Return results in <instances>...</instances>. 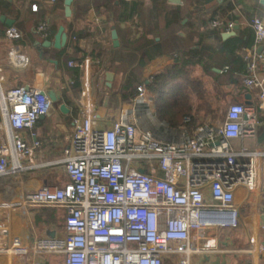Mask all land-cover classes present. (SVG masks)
I'll return each mask as SVG.
<instances>
[{"label":"crops","instance_id":"0c3cea01","mask_svg":"<svg viewBox=\"0 0 264 264\" xmlns=\"http://www.w3.org/2000/svg\"><path fill=\"white\" fill-rule=\"evenodd\" d=\"M178 7L180 17L167 24ZM256 18H264V0H182L181 5L170 0H75L71 18L65 16L64 0H0V89L29 86L46 91L52 86L61 95L33 129L18 133L32 155L18 157L21 173L0 178V193L9 202H19L43 187L62 188L69 182L61 161L72 153V121L87 104L96 129L112 127L128 110L142 130L168 143L180 142L200 126L218 127L225 114L216 118L214 107L255 104L257 91L245 79L252 63L264 75V56L257 54L251 26ZM215 22L223 26L214 27ZM43 26L47 34L41 32ZM12 27L19 38L7 37ZM61 27L68 40L56 49L53 43ZM15 48L28 60L23 69L8 62ZM128 77L133 83L129 87ZM140 86L145 106L135 104ZM184 96L188 104L208 106L211 112H200L194 124L188 117L187 125L174 126L171 107ZM61 105L67 110L61 111ZM258 120L257 136L232 141L236 150L264 149V113H258ZM8 142L9 129L0 113V155ZM258 173L254 191H235L238 227L219 231L217 249L193 257L190 264H264V161ZM65 218L61 207H21L10 213L8 227L29 247L36 239L63 235ZM0 264H64V256L2 254ZM164 264H177V259L168 257Z\"/></svg>","mask_w":264,"mask_h":264},{"label":"built area","instance_id":"2783aa9c","mask_svg":"<svg viewBox=\"0 0 264 264\" xmlns=\"http://www.w3.org/2000/svg\"><path fill=\"white\" fill-rule=\"evenodd\" d=\"M251 26L255 45L264 47V18L254 19ZM40 30L47 34L46 26ZM6 34L20 37L13 27ZM8 62L17 69L28 65L16 48ZM245 85L257 91L255 104L229 105L218 127L200 126L178 143L142 130L128 110L112 127L96 129L87 104L72 121V153L61 161L69 182L62 188L43 187L19 202L0 193V255L59 253L64 264H164L175 257L177 264H190L193 257L216 250L218 232L240 222L236 189L254 191L264 161V149L236 150L232 145L255 138L258 113H264V75L257 73L255 63ZM137 92L135 104L145 106L144 87ZM52 108L44 89H0V113L9 129L0 178L23 171L18 157H30L32 149L18 133L33 129ZM21 207L64 208L63 235L42 237L26 247L8 227L10 213Z\"/></svg>","mask_w":264,"mask_h":264},{"label":"trees","instance_id":"16d2710c","mask_svg":"<svg viewBox=\"0 0 264 264\" xmlns=\"http://www.w3.org/2000/svg\"><path fill=\"white\" fill-rule=\"evenodd\" d=\"M231 4H230V8H231ZM181 14V9L178 7L176 8L174 11H172V13L169 14L168 18H167V24L171 23L173 20L176 19V17H180ZM160 76H157V80H160ZM130 85H133L131 78L128 77L127 81H126V86L129 87ZM176 105L171 107V111H172V117L174 119V121L172 122V125L174 126H181V125H187L185 123V119L186 118H190L191 119V124L195 123L196 119H197V115L200 114V112H204L205 110L211 112L210 107H206L205 105H200V106H193L191 104H188V101L186 99V97H182V98H178L176 100ZM213 112V111H212Z\"/></svg>","mask_w":264,"mask_h":264},{"label":"water","instance_id":"95a60500","mask_svg":"<svg viewBox=\"0 0 264 264\" xmlns=\"http://www.w3.org/2000/svg\"><path fill=\"white\" fill-rule=\"evenodd\" d=\"M7 1H12V0H7ZM75 0H64V7H65V16L66 18H71L72 17V4ZM171 3L176 4V5H181L182 4V0H170ZM6 25L8 27H11L12 23L6 22ZM113 39L116 40L117 39V34L116 31H113ZM68 40V37L65 33V29L64 27H61L57 33V35L55 36V41L53 43V46L56 49H61L66 45V42ZM257 54L258 55H263L264 56V47L263 46H259V48L257 49ZM47 82V81H46ZM45 82V85H48ZM26 90H29L30 87L26 86L25 87ZM46 93L48 95V97L50 98V100L52 101L53 105L57 104L60 100H61V95L54 89V87L49 86L47 87ZM60 110L61 111H66V106L65 105H61L60 106ZM263 221H264V217H263ZM262 246L264 248V243H262Z\"/></svg>","mask_w":264,"mask_h":264},{"label":"rangeland","instance_id":"374dc122","mask_svg":"<svg viewBox=\"0 0 264 264\" xmlns=\"http://www.w3.org/2000/svg\"><path fill=\"white\" fill-rule=\"evenodd\" d=\"M214 116L217 118V117H222L224 116L226 110H227V107H214Z\"/></svg>","mask_w":264,"mask_h":264}]
</instances>
